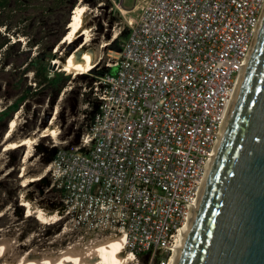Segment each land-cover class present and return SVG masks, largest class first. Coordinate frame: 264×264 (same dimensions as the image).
Here are the masks:
<instances>
[{
  "label": "built area",
  "instance_id": "2783aa9c",
  "mask_svg": "<svg viewBox=\"0 0 264 264\" xmlns=\"http://www.w3.org/2000/svg\"><path fill=\"white\" fill-rule=\"evenodd\" d=\"M141 3L115 72L90 86L89 129L48 168L79 223L121 231L154 261L178 243L264 0Z\"/></svg>",
  "mask_w": 264,
  "mask_h": 264
},
{
  "label": "rangeland",
  "instance_id": "374dc122",
  "mask_svg": "<svg viewBox=\"0 0 264 264\" xmlns=\"http://www.w3.org/2000/svg\"><path fill=\"white\" fill-rule=\"evenodd\" d=\"M54 2V0H46L43 5L37 2L30 8V11H20L17 14L13 13V15L6 14L4 18H7L12 26L21 24V27L35 38L43 39L51 30L50 37L53 39L55 36L57 37V31L68 33L69 24L66 22H71L74 12L70 11L69 8L54 10L51 8V4L54 5ZM77 5H85L89 8L90 25L93 28L92 37L95 38L94 44L96 46L101 45L104 40L112 39L115 33H118L119 36V33L124 31L127 34L123 39L121 38L119 43L120 45L123 44L129 36L130 22L137 19L142 7L141 0H78ZM0 32L4 34L5 27H2ZM21 38H23L21 49L14 48L9 59H7V61L12 60L13 65L4 66V60H2L4 49L3 52L0 51V112L22 94L23 88L32 85L36 91L38 90V94L34 95L14 114L13 119L19 114V126L18 132L10 140L31 136L38 130L50 126L54 118L60 136L59 140L53 135L38 138V144L33 148L34 155L30 159L28 158L29 160H25L27 153L25 146L17 150L4 151L10 122L6 124V122L0 121V213L4 212V216L0 218V229L3 228L6 231V240L10 241V245L13 244L15 238L20 237L24 242L30 235H36L34 244L43 249H59L72 242L81 243V245L91 244L95 240H101L105 235H113V232L111 229L95 226L94 222L91 221L86 220L79 223L71 214L52 226H43L35 218H29L27 208L21 205L22 191L26 192L25 194L29 199L50 210L69 209L62 201L64 194L58 191L55 186L53 187L51 172H48L40 181L27 187H22L21 172L24 163H26L29 167V174L42 173L49 166V158L55 153V149L57 150L56 153L76 150L82 135L89 129L96 112V100L89 90L90 86L99 80V77L92 71L98 72L108 68L107 64L111 61L114 50L111 44L103 48L97 66L85 74L77 76L58 68L57 72L62 71L66 75H70V81L61 94L57 96V90L44 81H42V85L36 87L35 82L40 81L41 78H37L34 71H25L24 62L28 56L26 52L28 37L23 34H16L11 37V40L15 42ZM81 42L82 39L74 43L63 44L59 48L60 52L55 49L53 51L54 60L59 59L62 52H70ZM39 51L40 49L35 47L31 51V57L37 55ZM56 71L51 67L52 73ZM15 221L17 227H12ZM66 223L72 225L69 234L62 236L56 245L50 246L55 237L63 232ZM171 254L163 253L154 261H149L146 256H138L135 258V263L168 264Z\"/></svg>",
  "mask_w": 264,
  "mask_h": 264
},
{
  "label": "water",
  "instance_id": "95a60500",
  "mask_svg": "<svg viewBox=\"0 0 264 264\" xmlns=\"http://www.w3.org/2000/svg\"><path fill=\"white\" fill-rule=\"evenodd\" d=\"M240 66L172 264H264V3Z\"/></svg>",
  "mask_w": 264,
  "mask_h": 264
},
{
  "label": "bare ground",
  "instance_id": "6f19581e",
  "mask_svg": "<svg viewBox=\"0 0 264 264\" xmlns=\"http://www.w3.org/2000/svg\"><path fill=\"white\" fill-rule=\"evenodd\" d=\"M89 15V8L87 6H76L71 22L68 25V33L56 51L60 52L59 48L63 44L74 43L80 39H82V42L70 52H62L60 58L53 61L55 65H58L59 70L76 74L77 76L90 72L100 61L102 56L100 53L103 48L112 44L118 37V33H115L112 39L104 40L101 42V45L96 46L94 44L95 38L92 37L93 28L90 25L91 19ZM20 40L22 41L23 38ZM18 118L19 114L9 124L4 151L17 150L25 146L27 147L26 160L34 155L33 148L38 144V138L53 135L59 140L60 131L55 124V118L52 120L50 126L38 130V132L29 137L10 140L18 132ZM48 172L49 168L47 167L42 173L31 175L29 174L28 165L24 163L21 172V178L23 179L22 187H27L34 182L40 181ZM25 193L23 191L21 193V205L27 208L29 218H35L41 225L52 226L58 224L69 215L68 210L63 208L50 210L40 206L36 201L29 199ZM3 216L4 212L0 213V218ZM12 227H17L16 221L12 224ZM71 227V223H66L63 232L55 237L50 246L56 245L60 242L62 236L69 234ZM111 232H113V235H105L101 240H95L91 244L81 245V243L76 244L72 242L68 246L60 247L59 249H43L41 246L34 244L36 235H30L24 242L22 241L23 239L21 240L20 237H17L14 239L13 244L10 245V241L6 240V231L1 228L0 264H136V259L127 249V237L125 234L113 229H111ZM172 261L173 251L168 264H172Z\"/></svg>",
  "mask_w": 264,
  "mask_h": 264
},
{
  "label": "trees",
  "instance_id": "16d2710c",
  "mask_svg": "<svg viewBox=\"0 0 264 264\" xmlns=\"http://www.w3.org/2000/svg\"><path fill=\"white\" fill-rule=\"evenodd\" d=\"M46 0H0V29L5 27L4 34L0 32V51L3 52L2 60H4V66L13 65L12 60H8L13 49L18 48L21 49L22 43L21 40H17L12 42L11 37L16 34H23L24 36L28 37L27 45V57L25 59L24 65L25 71H34L37 78H41L40 81L35 82L36 87L38 85H42V81L46 82L47 85H51L54 87L57 92L56 95H60L61 92L67 87L68 82L70 81V75H66L64 72H51L52 61L55 59V55L53 51L56 49L60 41L64 39L67 32L57 31V37L55 36L53 39L50 37L52 32L51 30L47 33V35L43 39L35 38L31 36L29 32H26L22 27L21 24L12 26L11 22L8 21L7 18H4L6 14L13 15L17 14L20 11H30L32 6H34L37 2H40V5H43ZM49 1V0H48ZM54 5L51 4V8L54 10H61L69 8L70 11H74L78 0H54ZM48 3V2H47ZM46 3V4H47ZM45 4V5H46ZM70 23L69 21L66 24ZM126 32H121V34L113 41L112 49L115 51H119L121 49L120 40L126 36ZM40 49L37 55L31 57V51L34 48ZM24 52V51H23ZM6 60V61H5ZM107 72L114 73L115 70L112 68H106L102 71L96 72L95 70L92 73H95L97 77L103 76ZM70 74V73H68ZM39 80V79H38ZM38 94V90L36 91L33 86H29L23 88L22 94L10 105H7L4 110L0 112V121L9 123L13 119L15 113H17L21 106L24 105L28 100H31L34 95ZM88 96V94H85ZM97 104L96 112L99 109V104ZM95 112V113H96ZM94 113V114H95ZM55 153L51 155L50 162L51 163L57 156L56 149L54 150ZM139 257H142L139 255Z\"/></svg>",
  "mask_w": 264,
  "mask_h": 264
},
{
  "label": "flooded vegetation",
  "instance_id": "af4514ba",
  "mask_svg": "<svg viewBox=\"0 0 264 264\" xmlns=\"http://www.w3.org/2000/svg\"><path fill=\"white\" fill-rule=\"evenodd\" d=\"M263 18V17H262ZM261 21H262V19H261ZM261 21H260V23H261Z\"/></svg>",
  "mask_w": 264,
  "mask_h": 264
}]
</instances>
